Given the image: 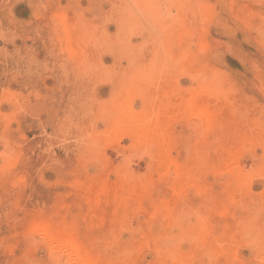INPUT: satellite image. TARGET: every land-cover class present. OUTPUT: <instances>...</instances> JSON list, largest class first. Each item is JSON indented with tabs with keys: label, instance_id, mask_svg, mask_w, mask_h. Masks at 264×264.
Instances as JSON below:
<instances>
[{
	"label": "rangeland",
	"instance_id": "rangeland-1",
	"mask_svg": "<svg viewBox=\"0 0 264 264\" xmlns=\"http://www.w3.org/2000/svg\"><path fill=\"white\" fill-rule=\"evenodd\" d=\"M37 227L264 264V0H0V264H73Z\"/></svg>",
	"mask_w": 264,
	"mask_h": 264
},
{
	"label": "bare ground",
	"instance_id": "bare-ground-1",
	"mask_svg": "<svg viewBox=\"0 0 264 264\" xmlns=\"http://www.w3.org/2000/svg\"><path fill=\"white\" fill-rule=\"evenodd\" d=\"M199 113H201V115L206 116L205 115L206 110H204V109H200V111L198 110V114ZM197 115H196V112H194V116H197ZM201 115L199 114V116H201ZM36 229L40 231V232L38 231L39 233H41L40 239L42 240V236H43V238L47 241L48 245L51 246L50 247L51 249H49V250L53 249L52 251H56L58 253H61V254H63V256L65 255V257L68 258L69 261L71 260L73 262V264H84L82 261H80L79 259H77L73 256L72 252L70 251V248H69L67 241H65L64 237L61 234H59L56 231H52V230H49L47 228H44V227H39V228L37 227ZM44 244H45V241H44ZM49 246H48V248H49ZM219 251H221V250H219ZM71 261H70V263H72ZM67 263H69V262H67Z\"/></svg>",
	"mask_w": 264,
	"mask_h": 264
}]
</instances>
